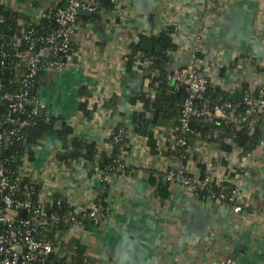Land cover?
Instances as JSON below:
<instances>
[{"label": "crops", "instance_id": "1", "mask_svg": "<svg viewBox=\"0 0 264 264\" xmlns=\"http://www.w3.org/2000/svg\"><path fill=\"white\" fill-rule=\"evenodd\" d=\"M63 1L8 0V4L22 8L18 18L22 23L26 18L40 19L53 4ZM126 1L123 19L112 21L113 9L101 13V18L80 19L77 46L86 43V33L92 34L94 44L84 45L86 55L72 66L51 72L39 85L40 100L46 104L44 115L71 122L76 135L95 142L97 157L107 148L108 126L129 117L132 98L143 88V74L137 67L128 71L123 58L140 34L150 36L176 17L186 42L202 30L207 52L216 48L225 53L228 77L240 84L243 80L256 83L258 65L264 63V0H229L226 6L213 0L204 4L201 0ZM229 51L237 55L231 57ZM189 57L184 53L172 64ZM84 97L101 102L93 117L80 110ZM110 98L112 109L102 103ZM56 126V130L62 128V124ZM45 140L41 158L62 145L56 132ZM134 155L130 179L112 180L108 225L103 230L88 227L83 234L97 264H264V165L259 171L247 165L242 171L245 201L242 211L234 212L228 205L209 204L176 186H170L171 197L162 202L154 192L144 148ZM66 162L73 169L67 176L66 196L90 202L99 191L100 175L91 171L92 162Z\"/></svg>", "mask_w": 264, "mask_h": 264}, {"label": "built area", "instance_id": "2", "mask_svg": "<svg viewBox=\"0 0 264 264\" xmlns=\"http://www.w3.org/2000/svg\"><path fill=\"white\" fill-rule=\"evenodd\" d=\"M110 1L115 4L110 14L112 21L123 19L126 16L123 10L127 1ZM205 1L207 0H201L203 4ZM228 3L229 0H213V4L221 6ZM81 9L103 14L109 12L106 8L98 7L95 0H66L64 5H59L56 9L55 28L46 34L34 30L33 24L38 19L29 24L19 22L20 35H14L16 44L19 45L22 39L30 42L27 49L16 54L20 60L27 62L19 64V67L25 66L24 78L17 86L12 81H9L12 85H8V76L0 77V264H53V253L59 250L55 242L75 237L84 242L83 234L88 230L84 222L86 218L92 221L96 229H105L111 217L108 212L110 206L101 194L111 189L106 182L118 177L130 179L131 175L125 168L132 166L138 148H144L146 166L157 167L162 171L171 187H181L188 195L196 198H200L199 191L208 190L209 195L205 199L200 198L201 200L209 204L228 205L234 212L242 211L245 201L242 171L247 165H252L256 171L264 165L262 139L252 153L244 154L234 141H229L233 148L226 150L203 139L193 140L191 136V122L195 118L206 121L223 120L237 129L246 124L255 127L263 122L264 72H256L257 82L249 83L240 103H206L203 94L210 85L234 93L242 87V82L240 84L236 79L233 82L228 77L225 70L228 64L225 63L226 56L221 49L215 48L207 52L202 30L186 42L179 34V20L173 17V20L164 24L175 26L173 38L178 43V48L171 52V58L174 61L184 53H189L190 56L189 61L168 65L172 71L168 78L187 90L179 124L173 129L163 126L155 128L156 153L151 152L144 136L134 133L132 127L120 125L113 135L112 145H107L108 149H112L113 145L119 148L114 164L104 170L94 166V170L100 175L99 191L87 203L76 201H80L82 197L75 198L76 200L74 197H67L66 180L73 169L58 157V152L63 149L62 145H57L52 150L54 153L50 152L45 158H41L45 139L31 143L23 151L18 152L15 148L18 143L25 141L24 133L34 123V116L38 114L39 108H46L38 95L39 90L35 95L32 93L30 78L43 70L42 81L51 72L74 65L77 58L86 55L84 45L94 44L90 39L92 34L86 33L89 36L86 43L77 46V33L81 27L78 12ZM262 14L264 18V12ZM4 21L5 18L0 15V24ZM159 30L149 35L156 34ZM0 40V71L5 74L8 72V35L0 32ZM199 52L203 54L201 57L197 55ZM227 53L231 57L237 55L236 51ZM260 65L264 66V63ZM141 73L144 81H148L149 72L143 70ZM95 103L98 106L101 104L99 98L89 100L91 107ZM141 106L142 103L138 102L133 109ZM115 124L116 121L108 126V134ZM128 138L133 145L128 142ZM128 147H132V150ZM167 152L174 153L169 155ZM225 183L230 185L228 191L216 194L210 190L212 186ZM63 226L66 227L65 231H62Z\"/></svg>", "mask_w": 264, "mask_h": 264}, {"label": "trees", "instance_id": "3", "mask_svg": "<svg viewBox=\"0 0 264 264\" xmlns=\"http://www.w3.org/2000/svg\"><path fill=\"white\" fill-rule=\"evenodd\" d=\"M66 0L52 6L48 9L44 15L33 24V28L37 33L46 34L55 28V12L59 5H64ZM98 7L106 9L114 8L115 4L110 0H95ZM15 7V6H14ZM24 11L22 8L14 9L8 4V0H0V15L5 18V21L0 24V32L8 35V72L3 73L0 71V77L8 76V83L12 81V84L19 86L21 80L24 78V65L19 67V64H27L26 61L20 60L17 57V52L23 49H27L30 42L22 39L19 45L16 44L14 35H20L21 24L18 22V18ZM99 15V16H98ZM79 19L92 20L101 18L99 11H94L90 15L79 14ZM24 21L26 24L32 22L31 19L26 18ZM117 21V20H116ZM175 26L167 24L160 28V30L151 36L140 34L137 41H131L128 52L123 56L127 70L132 71L137 67L140 72L148 71V81H144L142 90L132 98V104L136 105L138 102L142 103L140 108L133 109L128 118H120L116 124L112 126L110 133L108 134L107 144L112 145L113 135L117 132L120 125H124L127 128L132 127L134 133L144 136L147 140V144L150 147L152 153L158 151L157 137L155 136V128L163 126L166 129H173L179 124V117L183 102L187 96V90L184 86L179 85L175 80L168 78L170 73L168 65L172 63L171 52L178 48V43L173 38ZM150 37L154 46L152 50H146L142 47V42L145 38ZM2 40H0L1 42ZM199 57L203 54L198 53ZM258 71L264 72V66L258 65ZM44 75V71L41 70L33 78H30L32 93L39 90L41 79ZM9 83L8 85H12ZM16 87V86H15ZM13 87V88H15ZM249 87L247 80L242 81V87L237 89L234 93H230L221 87L209 86L203 94V100L210 105L220 104L223 102H231L238 104L243 99L244 91ZM39 95V94H38ZM110 101V102H109ZM109 101H104V107L108 105L109 109L113 108L111 98ZM107 102V103H105ZM243 109V106L240 105ZM98 109L97 103L93 107L89 105V99L83 98L80 101V110L87 116L93 117V114ZM56 117L40 116L36 114L34 116V123L28 127L25 131V141H21L15 148L16 151H23V149L31 143H38L40 140L47 138L51 132H56L59 138L62 140V151L58 153V157L64 161L80 160L92 162L93 173H96L94 166H98L100 169H105L108 166L114 164V159L119 153L118 146L112 147V149H104L99 153L97 157L98 149L94 141L84 139L75 134L74 128L71 126V122L62 120V128L56 130ZM262 124L260 122L257 126L245 125L237 129L235 126L227 124L223 120L206 121L202 118H195L191 122L192 139L206 140L213 144L222 146L226 150H231L232 144L229 142L234 141L235 144L243 150L244 154H250L254 151L255 147L262 139ZM128 142L131 143V139L128 138ZM132 144V143H131ZM133 145V144H132ZM131 145V146H132ZM129 150H132V147ZM169 155L174 152H167ZM133 167L128 166L125 168L126 172L130 174ZM150 180L154 184V192L160 198L162 202H165L171 197L170 182L165 179L164 173L157 167H148ZM119 174V173H118ZM106 185L111 186L112 181L106 182ZM230 185L225 183L221 186H212L210 190L216 194L223 191H228ZM199 197L205 199L209 195L208 190H201L198 192ZM109 190L101 194V196L109 203L108 199ZM87 227L95 228L90 219L84 220ZM62 231L66 230V227H61ZM63 237V235H62ZM59 250H55L53 253V264H97L93 254L89 251V246L82 242L81 238L75 237L68 241L62 240V242H55Z\"/></svg>", "mask_w": 264, "mask_h": 264}, {"label": "water", "instance_id": "4", "mask_svg": "<svg viewBox=\"0 0 264 264\" xmlns=\"http://www.w3.org/2000/svg\"><path fill=\"white\" fill-rule=\"evenodd\" d=\"M91 13L92 12L90 10H85V9H81L78 12V14H87V15H90ZM153 46H154V42L150 37L145 38L142 42V47L146 50H152ZM44 111H45V109L43 107H40L38 110V114L40 116H43ZM61 124H62V121H58L56 128H60ZM262 140L264 141V120H263V124H262Z\"/></svg>", "mask_w": 264, "mask_h": 264}]
</instances>
